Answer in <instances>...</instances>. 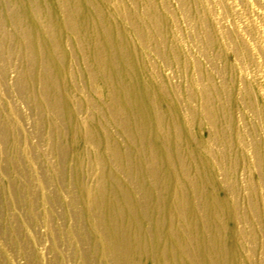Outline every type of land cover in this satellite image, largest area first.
<instances>
[{"label":"rangeland","instance_id":"374dc122","mask_svg":"<svg viewBox=\"0 0 264 264\" xmlns=\"http://www.w3.org/2000/svg\"><path fill=\"white\" fill-rule=\"evenodd\" d=\"M124 194L139 264H264V0H0V264H125L98 207Z\"/></svg>","mask_w":264,"mask_h":264},{"label":"bare ground","instance_id":"6f19581e","mask_svg":"<svg viewBox=\"0 0 264 264\" xmlns=\"http://www.w3.org/2000/svg\"><path fill=\"white\" fill-rule=\"evenodd\" d=\"M106 36L108 39V41L106 42L107 45L113 44L115 39L119 41L117 36L115 35V32L109 31L107 32ZM116 47L118 50L117 54L121 55V46ZM92 62L97 68V75H102L101 78L107 85V91L109 92V94L114 95L116 93H119L121 94L120 96L126 97L125 100H119L118 98H116L115 101L117 102V104L123 106V108L125 109H128V107L136 108L137 114L141 117L144 123L147 121L145 125L144 123L142 125L138 123L135 124V128L144 130L147 126L153 127V124H156L158 127L162 123V112L160 109H158V104L155 101L154 97L150 94L148 88L146 86L139 87V89L135 88V74L132 70L129 71L128 67H126L124 64L122 69L118 70L119 66L116 65L114 56L111 57L110 60H108L106 69L103 68L104 63H102V61L100 60L99 54L93 55ZM120 73L123 74L124 80L122 79ZM46 75L47 76L43 75L42 77L52 83L54 87V98L57 105L61 106L59 104V101L57 100L58 90L56 88L57 84L55 77L50 73V71L49 73L47 72ZM174 142L176 145L175 147H177L178 139L174 140ZM102 180L104 183V179ZM105 191H108V189H106ZM85 196L88 200L89 211L91 212L94 204V199L87 194H85ZM127 197L129 196L127 194H124V196H114V198L112 196L111 199L106 198V200L105 198H103L101 201H99L98 207L102 209L103 213H108V222L111 224V226H109L111 227V229L108 238L111 241L113 253L117 256L118 259H121L123 261L125 260V264H139V259L141 257L139 246H141L143 243L141 238L144 233H142L141 235V229L132 227V224L138 221L137 211H140V208L138 204L130 201ZM114 212L116 213V216L114 215ZM124 222L128 223L126 224L127 227H124ZM119 231H121L122 234L124 231V236L119 237ZM126 258H129L130 263L127 262Z\"/></svg>","mask_w":264,"mask_h":264}]
</instances>
